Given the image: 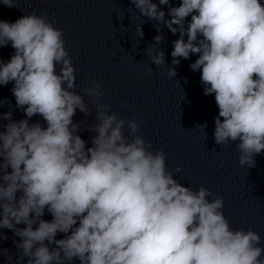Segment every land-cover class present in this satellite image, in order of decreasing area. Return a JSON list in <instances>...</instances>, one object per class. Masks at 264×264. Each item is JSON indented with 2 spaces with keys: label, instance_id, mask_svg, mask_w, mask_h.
Instances as JSON below:
<instances>
[{
  "label": "clouds",
  "instance_id": "obj_1",
  "mask_svg": "<svg viewBox=\"0 0 264 264\" xmlns=\"http://www.w3.org/2000/svg\"><path fill=\"white\" fill-rule=\"evenodd\" d=\"M15 7L13 0H0ZM157 32L163 23L172 41L170 77L180 58L200 72L204 95H214L219 114L214 139L237 143L242 166L255 167L264 151V4L260 0H130ZM168 6V16L160 6ZM191 17L190 21L186 20ZM141 26L137 37L143 38ZM186 37V39H185ZM154 37V44L164 41ZM14 53L0 60V85L13 83L16 108L0 114V229L12 230L27 264H264L261 236L233 229L223 197L203 186H183L166 169L163 151L152 152L138 124L99 105L91 147L73 123L76 110L89 114L75 88V69L63 31L35 13L15 22L0 20V48ZM152 63H165L162 49L146 48ZM60 65L59 73L56 66ZM187 83V80H185ZM88 96L103 95L93 81ZM9 106L11 107L10 102ZM3 105H0L2 107ZM40 115V122L30 118ZM206 129L207 125H200ZM11 169V171H9ZM17 193H20L17 197ZM52 219L45 220V210ZM24 224L26 227H17ZM35 225V227H34ZM58 233L65 238L56 239ZM70 233V234H69ZM7 239L6 236H4ZM47 242V243H46ZM54 245V247H50ZM7 252V249H4Z\"/></svg>",
  "mask_w": 264,
  "mask_h": 264
},
{
  "label": "water",
  "instance_id": "obj_2",
  "mask_svg": "<svg viewBox=\"0 0 264 264\" xmlns=\"http://www.w3.org/2000/svg\"><path fill=\"white\" fill-rule=\"evenodd\" d=\"M9 8L0 2V20L15 22L23 15L37 14L63 31L65 48L75 69L73 91L83 96L89 114L76 110L73 123L80 125L78 135L91 147L95 132L90 125L98 123L96 110L99 105L109 106L111 113L125 120L124 136L129 140V121L138 124L136 135L142 136L152 152L163 151L166 169L183 186L198 190L201 186L213 194L208 199L223 197L222 209L233 229H251L261 236L264 247V151L255 155V167L242 166L236 142L218 145L214 139L215 118L219 109L214 95H204L200 72L189 67L198 56L193 54L175 67L177 75H168L172 66L173 35L163 23L161 32L153 27L156 21L143 16L130 0H13ZM159 4V0H153ZM180 0H171V6H179ZM264 4V0H260ZM168 16V6H160ZM189 16L186 20L190 21ZM143 29V38L137 37V28ZM164 41L154 44L156 35ZM186 39V37H185ZM146 48L162 49L165 63H152ZM14 49L9 43L0 48V60L7 62ZM60 65L56 66L59 73ZM187 80V83H185ZM95 81L103 95L88 96L84 88ZM13 83L0 85V114L11 111L12 119L27 117L16 108L11 89ZM11 107L9 106V103ZM30 123L40 122L46 127L42 116L35 115ZM7 120H0L6 125ZM207 125L206 129L200 125ZM4 130V129H0ZM11 171V169H9ZM20 193H17L19 197ZM45 220L52 216L45 210ZM17 227H26L21 224ZM35 227V225H34ZM70 234V233H69ZM7 239H5V237ZM65 238L58 233L56 239ZM20 242L14 232L0 229V264H27V257L20 259L14 243ZM47 243V242H46ZM50 247H54L51 245ZM4 249L8 251L5 252ZM264 259V255L261 257ZM71 264H80L74 259Z\"/></svg>",
  "mask_w": 264,
  "mask_h": 264
}]
</instances>
